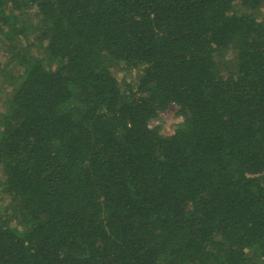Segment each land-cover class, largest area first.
<instances>
[{
    "label": "trees",
    "instance_id": "obj_1",
    "mask_svg": "<svg viewBox=\"0 0 264 264\" xmlns=\"http://www.w3.org/2000/svg\"><path fill=\"white\" fill-rule=\"evenodd\" d=\"M0 36V264H264V0H0Z\"/></svg>",
    "mask_w": 264,
    "mask_h": 264
},
{
    "label": "rangeland",
    "instance_id": "obj_2",
    "mask_svg": "<svg viewBox=\"0 0 264 264\" xmlns=\"http://www.w3.org/2000/svg\"><path fill=\"white\" fill-rule=\"evenodd\" d=\"M262 18V16H260ZM25 33L29 37H35V23L36 19L35 17L28 16L25 19ZM1 38V36H0ZM30 42V41H29ZM24 43V42H23ZM15 49H9L6 47L2 42H0V63L2 64L1 70H3L2 73H0V98L4 97L10 90V85L12 82L10 81L11 72L12 69H8L9 65L12 66L10 61V57L12 54H10V51L14 52H21L23 49L20 46V44L15 45ZM29 53L32 55H38L39 50L38 48L31 44L29 47ZM5 71V72H4ZM115 77L117 80L123 85H125L128 82L136 83L138 79V75L140 73L137 69H131L129 71H121L118 68L115 70ZM6 75V76H5ZM10 79V80H9ZM182 121V116L178 113V108L174 105H169L165 110L159 112L157 116L152 119L149 122V127L153 128L155 126H159L161 128V133L163 135H170L173 130L175 129L176 125ZM1 172V171H0ZM2 177L0 175V213L3 212V208L7 205L8 198L4 195H1V182Z\"/></svg>",
    "mask_w": 264,
    "mask_h": 264
}]
</instances>
